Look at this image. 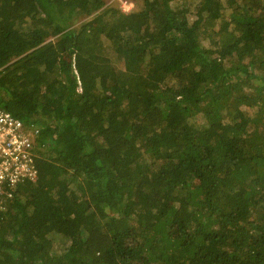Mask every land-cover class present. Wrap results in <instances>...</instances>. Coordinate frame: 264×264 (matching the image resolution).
<instances>
[{"label":"trees","instance_id":"trees-1","mask_svg":"<svg viewBox=\"0 0 264 264\" xmlns=\"http://www.w3.org/2000/svg\"><path fill=\"white\" fill-rule=\"evenodd\" d=\"M0 108V264H264V0H0Z\"/></svg>","mask_w":264,"mask_h":264},{"label":"built area","instance_id":"built-area-1","mask_svg":"<svg viewBox=\"0 0 264 264\" xmlns=\"http://www.w3.org/2000/svg\"><path fill=\"white\" fill-rule=\"evenodd\" d=\"M39 135V128L0 108V197H11L20 185L36 181Z\"/></svg>","mask_w":264,"mask_h":264},{"label":"rangeland","instance_id":"rangeland-1","mask_svg":"<svg viewBox=\"0 0 264 264\" xmlns=\"http://www.w3.org/2000/svg\"><path fill=\"white\" fill-rule=\"evenodd\" d=\"M118 5L125 13H128L132 10L135 0H116Z\"/></svg>","mask_w":264,"mask_h":264}]
</instances>
